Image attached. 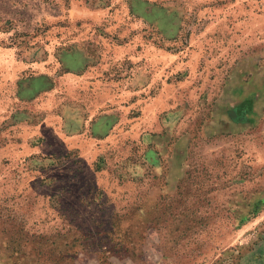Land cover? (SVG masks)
<instances>
[{
  "label": "rangeland",
  "instance_id": "obj_1",
  "mask_svg": "<svg viewBox=\"0 0 264 264\" xmlns=\"http://www.w3.org/2000/svg\"><path fill=\"white\" fill-rule=\"evenodd\" d=\"M46 1L0 0V264H264V0ZM89 35L141 87L104 138L50 132Z\"/></svg>",
  "mask_w": 264,
  "mask_h": 264
},
{
  "label": "crops",
  "instance_id": "obj_2",
  "mask_svg": "<svg viewBox=\"0 0 264 264\" xmlns=\"http://www.w3.org/2000/svg\"><path fill=\"white\" fill-rule=\"evenodd\" d=\"M31 2V1H29ZM52 0H47L46 3L42 4V13L40 14L39 8L34 7V11L37 14L34 17L47 18L49 20H56L55 22L59 25L63 22L62 19L65 17V10L63 7L57 6L56 9H51ZM52 5H54L52 3ZM135 5V6H134ZM137 2L132 4V10L136 11L146 20H154V23L160 24L158 17L151 16L149 11H140L136 8ZM134 7V8H133ZM143 9V8H142ZM74 13L79 15H89L90 9L85 7L81 10H77L76 7L73 9ZM35 13V12H34ZM90 39L84 38V36H78L73 38L74 46L70 49H60L57 51V59L59 64V72L57 74L58 87L64 89H90L93 88L92 101L89 99V106H86L85 102L81 103H70L67 98L59 100V115L58 126H52L47 124L48 119L45 118L46 122H42L40 127H45L50 132H66L70 134H79L80 132H90L96 138H104L108 132H113L115 128V110L109 109L111 105H118L119 108H115L117 111L122 113V107L130 102V97L127 98L121 95L125 90L139 88L141 85L137 82L129 81H112L108 80L107 70L102 62L99 61V55L102 54L100 49L96 47V44L91 42L97 40L96 36L89 35ZM92 37V39H91ZM94 38V39H93ZM106 45V44H103ZM103 51H107L106 48ZM102 65V66H100ZM102 67V68H101ZM36 79V80H35ZM34 81H39L41 86L37 88L33 93L37 94L40 90L43 91L45 88H51V78L42 74L39 77H35ZM35 84V83H34ZM33 89L32 84L30 85ZM27 89V90H28ZM117 94L112 93V91ZM131 102L134 98H131ZM140 100V96L137 97ZM63 101V102H62ZM84 101V100H83ZM142 101V100H141ZM145 104V102H143ZM146 110V109H145ZM142 109V112L145 111Z\"/></svg>",
  "mask_w": 264,
  "mask_h": 264
}]
</instances>
